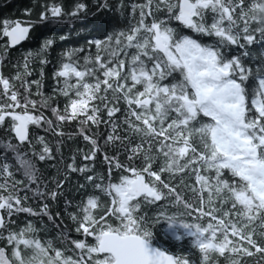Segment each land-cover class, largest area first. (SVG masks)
I'll return each mask as SVG.
<instances>
[{"label":"snow or ice","instance_id":"snow-or-ice-1","mask_svg":"<svg viewBox=\"0 0 264 264\" xmlns=\"http://www.w3.org/2000/svg\"><path fill=\"white\" fill-rule=\"evenodd\" d=\"M38 6L35 18L28 8V19L0 20V37L7 38L0 61L9 48L39 41L21 51L13 75L0 72V128L8 136L0 140V264H264V47L257 48L264 45V0L133 2L127 25L62 49L55 63L51 50L66 35L54 27L86 16L88 6L79 0L70 10L53 0ZM96 7L123 20V0ZM49 63L57 83L46 97ZM65 121L77 124L89 147L48 177L37 162L54 153L33 126L63 137ZM65 172L92 186L74 211L65 202L81 239H70L67 226L56 224L60 212L54 219L44 202L63 194ZM29 193L40 199L38 210L26 206ZM20 213L47 217L57 232L41 239L32 221L16 224ZM161 221L165 238H189L187 247L172 251L158 242Z\"/></svg>","mask_w":264,"mask_h":264},{"label":"trees","instance_id":"trees-1","mask_svg":"<svg viewBox=\"0 0 264 264\" xmlns=\"http://www.w3.org/2000/svg\"><path fill=\"white\" fill-rule=\"evenodd\" d=\"M41 2H47V0H0V20H3L4 18L8 19H21L25 20L29 17L24 15L25 9L32 8L34 9V12L32 14V18H35V15L39 12V4ZM53 2H59L61 3L66 10H70L72 6L78 2V0H53ZM79 2H83L88 6V14L86 16H83L81 19L76 20L73 24H60L54 27V31L57 35H66V39L58 41L57 44H55L51 50V56L49 57L50 60L55 63L57 59V54L65 48H76L80 47L81 45H84L86 41L90 39H96V38H102L103 35H105L109 30H111L113 27H124L127 25L128 20L127 16L130 12V8L128 7L131 3L136 2L140 3L142 0H123L124 8L122 9L124 13L123 20H121V17L119 13L115 11H110L108 9H101L99 12H97V5L101 3L107 2L109 5H112L114 7L115 3L118 2V0H79ZM51 34V33H48ZM6 37H0V45L6 44ZM38 39H33L30 42H25L22 46L18 48H9L8 51V57L0 61V72H2L5 76H11L14 74V69L12 68V64L16 63L18 59H22L20 53L22 50H26L28 48H36L38 46ZM264 47V45H257V48ZM95 49H92V54L94 55ZM2 54V53H0ZM82 63V57L81 61ZM53 63H49L45 66V77L43 80V88L41 91L44 93V95L47 97L52 94V88L56 81H54L51 78V73L53 71ZM38 76V73H35L29 79H36ZM16 88L23 93V89L20 86V82H16ZM31 91H35V86H32ZM39 101L40 97L35 96L32 97ZM57 100L60 101L61 108L63 107V104L65 103L64 99L62 97L57 96ZM53 104L56 103V101H52ZM121 107L123 105L121 104ZM38 108L40 111H43L45 116L49 119H53L54 125L55 120L51 116V112L47 109L40 108L38 104ZM101 119L106 120L107 114L106 112H102ZM115 119V117H114ZM6 127V126H5ZM46 127V126H45ZM33 131L35 135L44 136L46 142L49 143L50 147L52 148V151L54 153L53 159L45 162H37V166L42 169L46 173V176L51 177L57 173V170L60 168L66 169V164L71 162V158L73 154L76 152L77 149H84L85 151L88 150L89 145L83 140V138L78 134L77 132V124L75 122L69 123L67 121L62 122L60 126V131L64 132L65 135L63 137L55 136L51 131H45L44 127H35L33 126ZM92 131L95 132L96 128L93 127ZM99 131L103 135H107V129L103 123L99 125ZM69 133L73 134L71 138H69ZM120 134H124V129H120ZM8 136L5 134L3 128H0V140L7 141ZM11 142L16 143V141L13 139ZM60 143L61 152L56 153V143ZM135 139L133 140V143H135ZM147 146V145H145ZM27 148V144H25L24 147H22L20 150L25 151ZM34 149L35 151L40 150V146L38 143L34 142ZM3 151V148L0 147V152ZM9 157L8 162L14 164V160L12 159V153L7 154ZM35 159V158H34ZM121 159H125L124 156H121ZM61 160H63V163H61ZM81 162V156L79 154L76 155V164L79 166ZM95 168L97 172H101L102 169V161L98 157L95 163ZM66 180L65 184L63 186V194L58 196L55 203H51L47 199L44 200L45 203L50 204V212L54 215L55 212H60V218L56 219L54 215V219H56V224L60 225V229H63L65 226H67L68 229V235L70 239H81L84 238L82 235L77 234L74 232L75 225L72 223V221L65 215V202H68V212H72L75 210V205L80 202L82 199L86 198V196L92 192V186L85 183L83 177L79 173H70L65 172ZM16 178L19 179L20 175L19 173L16 174ZM189 183H194V177H192L189 180ZM84 184L85 187L81 188L80 185ZM51 187V185H49ZM25 193L21 192V195H24ZM29 199L26 206H31L34 209L38 210L40 199H33L31 194H28ZM146 211L151 214L155 209L150 207L145 209ZM13 219L16 221V224L23 225L28 221H32L36 228L41 229L38 235L41 239H47L51 238L55 235L57 232V228L55 225H53L51 222L47 220V217H38L34 218L31 216H28L25 213L17 214L13 217ZM41 220L43 221V225L41 224ZM61 220L63 221L61 223ZM167 228V224L165 221H161L155 231V235L157 237V241L160 243H163L165 246H167L170 250L175 251L178 247H187L189 243V238H184L182 241L177 242L174 241L171 237H166V233L163 231ZM59 246V245H58ZM69 247L72 245L69 242ZM222 264V262H221Z\"/></svg>","mask_w":264,"mask_h":264},{"label":"water","instance_id":"water-1","mask_svg":"<svg viewBox=\"0 0 264 264\" xmlns=\"http://www.w3.org/2000/svg\"><path fill=\"white\" fill-rule=\"evenodd\" d=\"M24 43H25V42H22V44H21V45H18V46L11 47V49H13V48H18V47L22 46ZM0 214H2V213H0Z\"/></svg>","mask_w":264,"mask_h":264},{"label":"flooded vegetation","instance_id":"flooded-vegetation-1","mask_svg":"<svg viewBox=\"0 0 264 264\" xmlns=\"http://www.w3.org/2000/svg\"><path fill=\"white\" fill-rule=\"evenodd\" d=\"M7 39V38H6Z\"/></svg>","mask_w":264,"mask_h":264}]
</instances>
